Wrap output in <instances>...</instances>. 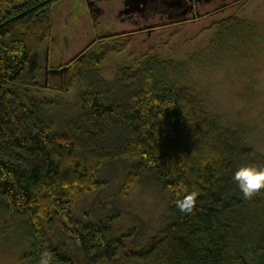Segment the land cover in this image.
I'll use <instances>...</instances> for the list:
<instances>
[{"label": "trees", "instance_id": "1", "mask_svg": "<svg viewBox=\"0 0 264 264\" xmlns=\"http://www.w3.org/2000/svg\"><path fill=\"white\" fill-rule=\"evenodd\" d=\"M58 1L0 0V201L26 221L35 262L47 250L58 264H264V193L246 200L232 181L264 157L178 85L175 68L149 55L107 79L106 54H82L55 71L80 87L74 107L41 95L35 56ZM119 178L171 195L159 229H121L120 213L73 217L72 187L92 193ZM180 185L198 193L191 212L176 206Z\"/></svg>", "mask_w": 264, "mask_h": 264}, {"label": "rangeland", "instance_id": "2", "mask_svg": "<svg viewBox=\"0 0 264 264\" xmlns=\"http://www.w3.org/2000/svg\"><path fill=\"white\" fill-rule=\"evenodd\" d=\"M93 8L97 11L90 12L85 0H59L52 6V38L35 56L41 95L60 97L71 110L81 90L69 71L46 73L45 57L48 69L61 70L82 54L105 53L101 74L113 79L119 67L136 66L152 55L175 68L174 81L194 93L253 153L264 157V0H241L223 14L180 27H163L150 36L135 33L140 26L118 15L122 0H95ZM166 22L156 16L140 25L161 27ZM119 34L125 36L110 39ZM124 41H128L126 48L121 47ZM119 180L92 193L72 187L73 217L83 220L94 213H120L121 229L129 230L136 223L145 233L159 229L171 195L151 182L125 188ZM0 264H38L26 221L8 212L1 201Z\"/></svg>", "mask_w": 264, "mask_h": 264}, {"label": "flooded vegetation", "instance_id": "3", "mask_svg": "<svg viewBox=\"0 0 264 264\" xmlns=\"http://www.w3.org/2000/svg\"><path fill=\"white\" fill-rule=\"evenodd\" d=\"M124 1V0H122ZM241 0H181L178 7H167L163 4V0H155L150 9L146 13H134L128 16H123L127 20L132 21L138 27L135 33H146L150 36L156 30L163 27L182 26L188 23H196L208 16H215L230 11L235 6L239 5ZM193 6L190 10L189 7ZM209 8L206 13H201L205 8ZM158 16L160 21L166 18L167 22L160 26L146 25L145 23L151 17ZM227 19V18H226ZM225 19V20H226ZM131 33L130 35H133Z\"/></svg>", "mask_w": 264, "mask_h": 264}, {"label": "clouds", "instance_id": "4", "mask_svg": "<svg viewBox=\"0 0 264 264\" xmlns=\"http://www.w3.org/2000/svg\"><path fill=\"white\" fill-rule=\"evenodd\" d=\"M232 181L238 187L240 194L246 200H251L258 194L264 193V164L245 163L236 167L232 174ZM183 199L176 201V206L184 212H191L198 193L189 192L183 185L179 186ZM38 264H54V256L50 251H42Z\"/></svg>", "mask_w": 264, "mask_h": 264}, {"label": "water", "instance_id": "5", "mask_svg": "<svg viewBox=\"0 0 264 264\" xmlns=\"http://www.w3.org/2000/svg\"><path fill=\"white\" fill-rule=\"evenodd\" d=\"M90 12L94 9L93 6L95 5V0H85ZM102 1V0H96ZM155 2V0H124L123 1V8L119 11L118 15L120 17L128 16L134 13H146L151 5ZM181 0H163V4L167 7H178L180 6ZM193 8V6L189 7L188 10ZM125 18H122L124 20ZM56 70H53L55 72Z\"/></svg>", "mask_w": 264, "mask_h": 264}]
</instances>
